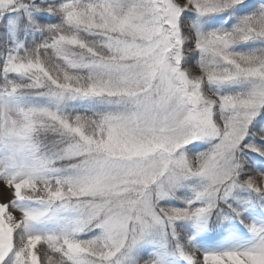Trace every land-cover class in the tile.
Returning a JSON list of instances; mask_svg holds the SVG:
<instances>
[{
	"label": "snow or ice",
	"instance_id": "snow-or-ice-1",
	"mask_svg": "<svg viewBox=\"0 0 264 264\" xmlns=\"http://www.w3.org/2000/svg\"><path fill=\"white\" fill-rule=\"evenodd\" d=\"M0 264H264V0H0Z\"/></svg>",
	"mask_w": 264,
	"mask_h": 264
}]
</instances>
